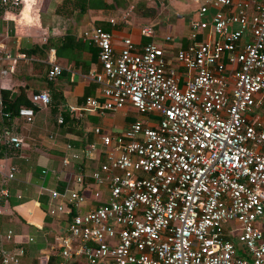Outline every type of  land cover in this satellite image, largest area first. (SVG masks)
<instances>
[{"label":"built area","instance_id":"obj_1","mask_svg":"<svg viewBox=\"0 0 264 264\" xmlns=\"http://www.w3.org/2000/svg\"><path fill=\"white\" fill-rule=\"evenodd\" d=\"M191 2L185 44L169 34L157 40L151 26L140 29L146 41L125 37L118 50L97 25L78 35L97 47L98 69L89 73L97 92L69 112L80 118L129 105L151 124L135 119L118 134L93 127L102 153L96 167L84 173L80 164L70 187L47 189V213L66 223L55 240L62 261L264 264V115L256 113L264 107V0ZM20 3L0 0V9ZM20 59L29 57L0 42V75ZM42 61L49 80L61 73L52 49ZM28 99L50 100L45 90ZM17 114L30 122L33 109ZM7 143L18 149L22 138L10 132ZM94 149L85 143L81 157ZM71 159L78 154L61 162ZM12 178L0 172V195ZM85 178L99 188L91 195ZM15 236L0 230V264H21L24 248L5 247Z\"/></svg>","mask_w":264,"mask_h":264},{"label":"crops","instance_id":"obj_2","mask_svg":"<svg viewBox=\"0 0 264 264\" xmlns=\"http://www.w3.org/2000/svg\"><path fill=\"white\" fill-rule=\"evenodd\" d=\"M60 2L61 0H21L16 9H0V42L6 43L11 51L18 46L29 57L27 60H15L12 62V69L5 75H0V94L3 91L6 97L14 99L15 90L19 87L24 98H19L18 107L26 106L24 99L29 102L31 92L45 90L50 98L47 88L35 89L32 86L39 83L42 71L48 68L42 60H45L50 49L53 50L54 61L66 72L65 77L58 75L51 80L53 92H59L60 95L51 98L45 106L33 105L30 122L25 121L17 112L9 114L3 111L4 104H0V145L6 143L5 151L0 152V172H13L11 180L1 183L7 195H0V230L9 228L16 233L12 243L5 247L21 245L24 248L21 264H86L81 258L62 261L57 253L55 240L62 234L61 229L65 227L62 223H65V219L44 215L48 204L47 189L43 188L45 176L52 173L53 186L49 187L52 189L69 180L80 164L84 173L87 168H90V172L97 165L96 159L102 157L99 138L92 132V128L98 126L106 133L118 134L130 122L139 120V113L129 105L107 112L103 118L105 127L88 122V117L97 116L96 114H85L78 118L74 112H69V106L79 107L86 96L96 95L97 84L90 80L89 73L98 69V61L97 55L93 56L87 50L82 51L77 61L56 57L54 49L62 40L60 31L71 25L67 22L73 21L71 17L62 19L53 13ZM87 3L85 13L78 21L74 19L72 22L73 35L79 43L92 44L78 37L80 31L91 24L111 34V43L115 50L121 47V41L125 37H129L136 45L146 41L147 38L140 33L144 26L152 27L155 38L169 34L179 37L182 44L187 42L188 18L194 6L191 0H87ZM135 15L148 18V23L137 24L138 17ZM57 21L62 25L52 26ZM18 66H25L24 78L18 73L15 74ZM4 113L7 115L4 116ZM128 113L132 115L129 121H125L124 117H120V120L123 118L122 122L117 120V114L126 116ZM144 115L147 118L144 124H151L149 116ZM46 130L49 132L45 139L52 140L49 145L43 139ZM10 132L17 133L22 138L18 149L11 148L7 143ZM60 140L63 141L61 149L55 147ZM87 142H94L95 149L90 158L83 159L81 149ZM72 152L78 154V159H71L68 164H63L62 158L69 157ZM85 181L89 184L85 192L91 195L90 191L94 189L90 187V179L85 178ZM26 200L33 206L27 208ZM29 236L32 241L27 240Z\"/></svg>","mask_w":264,"mask_h":264},{"label":"trees","instance_id":"obj_3","mask_svg":"<svg viewBox=\"0 0 264 264\" xmlns=\"http://www.w3.org/2000/svg\"><path fill=\"white\" fill-rule=\"evenodd\" d=\"M87 8H88L87 0H61L60 4L57 7H55L53 13L56 14L58 17H61L62 19H66V18L71 17L73 19V21L67 22L68 24H71V25H68L67 28L60 31L62 33L61 34L62 40H61V43L57 47H55V49H54V53H55L56 57H64L67 59V61H69V60L70 61H77V60H79V57L81 56L83 50L89 51L93 56L95 54L97 55V47L96 46H94L93 44L88 45V43L87 44L79 43L73 35V27L74 26L72 25V22H74V19H75V21H78L79 18L85 13ZM43 14H45V12ZM47 16H48V14H47ZM75 23L78 24V22H75ZM58 24L62 25L61 23H59L57 21L54 24H52V26H58ZM44 48H46V47H44ZM42 52L44 53L43 50H42ZM24 68H25V66H18V72H15V74L17 75V73H18V74L22 75L21 78H24L25 77ZM46 71H47V69L44 68V71H42L43 74H41L40 79H38L39 83H37L35 85L32 84V86L35 89L47 88V90L51 94L50 99L51 98L53 99V98L57 97V95H60V94H59V92H58V94L53 92L54 91L53 84H52L53 82L46 77ZM65 73H66L65 71H62L59 74V76L65 77ZM3 93L4 92L1 91L0 95H3ZM2 98H1V105L4 104L2 107V110L9 112V114H12L14 112L16 113L18 106H19L18 105L19 103L18 102H16L15 104L7 103L5 105L6 102ZM24 101H25L24 105L29 106V107H33V105L31 103H29L26 99H24ZM5 144L2 143L0 145V150H1L0 152L5 151V149H6ZM89 170H90V168L89 169L87 168V171L85 169V172L87 173V172H89ZM70 186H71V181L67 180V181H65L64 184H61L60 186H56L55 189L58 191H62L64 188L70 187ZM21 257H19V259H21Z\"/></svg>","mask_w":264,"mask_h":264},{"label":"rangeland","instance_id":"obj_4","mask_svg":"<svg viewBox=\"0 0 264 264\" xmlns=\"http://www.w3.org/2000/svg\"><path fill=\"white\" fill-rule=\"evenodd\" d=\"M133 17V16H132ZM135 17H138V16H136L135 15ZM140 17V16H139ZM138 17V19H137V24H139V25H142V24H147L148 23V18H145V17H141V18H139ZM157 38V40H159V39H161L160 37L161 36H156ZM165 47H168V45L166 44L165 45ZM31 54H33V52L31 53ZM179 71L180 72H186V69L183 67V66H180L179 67ZM15 92H16V95H15V98L14 99H9V96L8 97H6L5 96V93H3V95H2V99L6 102V103H13V104H15L18 100H19V98L20 99H23V91H21V89L18 87L16 90H15ZM9 100H8V99ZM107 112H110V111H105L104 113H102V114H96L97 116H89L88 117V122L89 123H91V124H93V125H99V126H102V127H105V123H104V120H103V118L107 115ZM256 113L257 114H259V113H264V107L263 108H260V109H258L257 111H256ZM131 114L130 113H128L126 116H121L120 114H117V117H118V121L120 120V117H124V120L125 121H129L130 119H131ZM138 119L142 122V123H146L147 122V118H146V116L144 115V114H139L138 115ZM122 120H123V118H122ZM122 120H120L121 122H122ZM53 125V124H52ZM57 128H58V126H57ZM47 132H49V131H45L44 133H43V139H44V142L46 143V144H51L52 143V140L51 139H45V138H47ZM60 139V138H59ZM61 146H63V141L62 140H60L59 142H58V144L56 143V145H55V147L56 148H59V149H61ZM95 157H97V151H96V153H95ZM96 161L98 162L99 160L98 159H96ZM37 176V175H36ZM52 178H53V175H52V173H48V175H46L45 176V182H44V185H43V188H44V190L45 189H49V187H52L53 186V181H52ZM89 183H90V187H92L93 189H99L98 188V186L92 181V180H90L89 181ZM36 188V187H35ZM42 194H44L43 192H42ZM45 195V194H44ZM31 202H29L28 200H26V207L27 208H29V207H31V206H33V204L31 203ZM47 203H48V201H47ZM50 205V203H48L47 204V207ZM42 209H45V207H42ZM44 215L45 216H47V217H51L52 218V216L51 215H49L48 213H47V211L45 210L44 211ZM258 223V225H259V227H261V223L260 222H257ZM63 225H65V223H62ZM229 237H230V239H232L234 242H235V245H239V243L237 242V239H236V236L235 235H229Z\"/></svg>","mask_w":264,"mask_h":264}]
</instances>
